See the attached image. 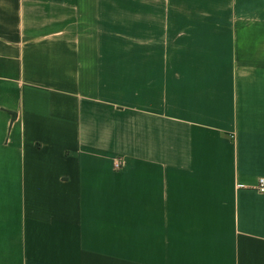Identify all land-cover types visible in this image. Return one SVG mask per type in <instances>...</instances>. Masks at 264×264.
Instances as JSON below:
<instances>
[{"label":"crops","instance_id":"0c3cea01","mask_svg":"<svg viewBox=\"0 0 264 264\" xmlns=\"http://www.w3.org/2000/svg\"><path fill=\"white\" fill-rule=\"evenodd\" d=\"M260 178L264 0H0V264H264Z\"/></svg>","mask_w":264,"mask_h":264},{"label":"built area","instance_id":"2783aa9c","mask_svg":"<svg viewBox=\"0 0 264 264\" xmlns=\"http://www.w3.org/2000/svg\"><path fill=\"white\" fill-rule=\"evenodd\" d=\"M115 169H121L123 167V162L118 159L116 162H115V165H114ZM256 189L258 191H260L261 193H264V178H260L259 181H258V184L256 185Z\"/></svg>","mask_w":264,"mask_h":264}]
</instances>
